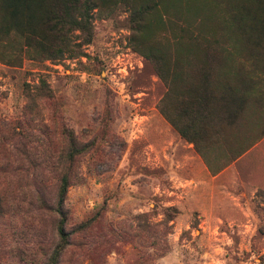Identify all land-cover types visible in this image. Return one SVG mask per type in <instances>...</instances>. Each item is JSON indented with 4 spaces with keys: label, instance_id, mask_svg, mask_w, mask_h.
Instances as JSON below:
<instances>
[{
    "label": "rangeland",
    "instance_id": "374dc122",
    "mask_svg": "<svg viewBox=\"0 0 264 264\" xmlns=\"http://www.w3.org/2000/svg\"><path fill=\"white\" fill-rule=\"evenodd\" d=\"M129 34L120 3L96 17L84 56L0 62V264H46L55 249V216L35 197L55 193L62 127L91 147L65 198L66 229L97 215L59 264H264V190L211 197L174 185L186 145L159 113L166 87ZM40 78L52 98L28 97Z\"/></svg>",
    "mask_w": 264,
    "mask_h": 264
},
{
    "label": "trees",
    "instance_id": "16d2710c",
    "mask_svg": "<svg viewBox=\"0 0 264 264\" xmlns=\"http://www.w3.org/2000/svg\"><path fill=\"white\" fill-rule=\"evenodd\" d=\"M120 3L130 16L131 49L166 87L159 113L216 175L264 137V111H256L264 108V0H0V62L19 67L84 56L96 17ZM26 87L29 98L33 91L52 98L43 78ZM61 133L55 193L50 198L40 187L35 197L55 216L58 242L46 264H59L72 235L97 215L66 229L65 198L77 160L91 147L66 127Z\"/></svg>",
    "mask_w": 264,
    "mask_h": 264
},
{
    "label": "crops",
    "instance_id": "0c3cea01",
    "mask_svg": "<svg viewBox=\"0 0 264 264\" xmlns=\"http://www.w3.org/2000/svg\"><path fill=\"white\" fill-rule=\"evenodd\" d=\"M179 140L186 146H184L182 163H177L172 173L174 185L179 184L183 189L194 188L205 191L206 195L211 197L221 192L225 195L228 193L232 197L237 194L243 197L242 189H249L251 199L259 190H264V157L259 156L264 152L262 146L264 138L216 175L210 174L202 159L194 151L192 144L183 141L180 137ZM179 166L183 172H188V179L178 177ZM212 202L210 199V203Z\"/></svg>",
    "mask_w": 264,
    "mask_h": 264
}]
</instances>
